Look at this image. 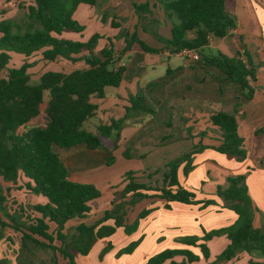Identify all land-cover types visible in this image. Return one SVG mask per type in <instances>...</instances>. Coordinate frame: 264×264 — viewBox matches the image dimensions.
Returning a JSON list of instances; mask_svg holds the SVG:
<instances>
[{"label": "trees", "instance_id": "trees-1", "mask_svg": "<svg viewBox=\"0 0 264 264\" xmlns=\"http://www.w3.org/2000/svg\"><path fill=\"white\" fill-rule=\"evenodd\" d=\"M98 2L34 0L33 4L26 7L28 22L25 31H16L17 25L11 20L0 22V42L10 51L22 54L25 58L38 54L45 62H65L78 66L71 72H46L35 82L28 73L30 64L9 69V55L0 54V73L3 74L0 78L1 228L11 227L21 231L22 248L25 251H51L54 264H59V259L64 264H77L78 256H88L99 240L111 238L120 228L125 234H132L138 223L126 224L128 208H133L145 199L158 198L164 203L165 210H172L174 204L203 210L217 207L218 212H233L237 220L228 227L211 232L201 227L202 237L192 236L193 239L181 242L185 248L166 250L150 258L146 264L199 262L209 256L205 242L220 235H226L229 239L221 260H232L241 252H253L264 259V229L254 226L257 210L248 194L245 175L228 178V187H220L212 195H204L201 189H187L179 181L180 170L184 177H188L195 168L194 156L208 148L234 157L239 162L246 160L247 151L244 139L239 135L236 116L226 112L210 116L211 124L221 134L218 146L201 143L198 148L169 163L163 176L154 184L135 182L137 178L130 172L126 187L119 199L112 203L114 207L94 224L85 223L93 207H97L96 201L101 193L92 184L72 180L70 171L53 146L71 149L84 145L88 151L99 148L115 151L128 119L139 114L156 115L145 95L137 93L128 99L129 106L125 107L122 118H112L109 123L101 122L95 131L85 126L89 120L97 117L98 103L105 99L106 88H119L125 81L127 67L119 65L121 56L134 46L145 53L159 52L146 45L137 31L123 32L120 53L116 52L112 43L98 50L102 38L99 33L86 41L72 37L79 35L82 38L86 30V26L74 18L79 6L96 7ZM162 3L167 20L172 21V29L170 38L155 32L156 41L163 44L170 54H179L184 49L195 50L206 66L217 68L228 80L240 85L247 99H253L255 88L252 82L256 80V71L248 62L246 53L236 57L203 53L211 38L224 39L237 28V18L228 12L226 0H166ZM139 10L150 13L147 3L141 5ZM112 25L118 27L115 22ZM39 118L45 123L30 126ZM200 136L205 138L206 133ZM111 139L112 148H106V143ZM112 161L113 157H110L107 165H111ZM19 180L22 184L18 190L34 192L45 198L46 203H21L18 209H12L17 213L13 215L3 205L7 203V196L1 193V187L3 182L18 185ZM11 190V187L6 186L5 193L9 194ZM1 214L8 222L1 218ZM147 215L148 212L144 211L140 216ZM17 217L24 219L25 224L19 223ZM71 221L78 225L67 228L66 224ZM135 244L125 248L121 254H131ZM112 247L109 243L107 250ZM175 257H182L183 262H175Z\"/></svg>", "mask_w": 264, "mask_h": 264}, {"label": "rangeland", "instance_id": "rangeland-1", "mask_svg": "<svg viewBox=\"0 0 264 264\" xmlns=\"http://www.w3.org/2000/svg\"><path fill=\"white\" fill-rule=\"evenodd\" d=\"M70 1V0H66ZM162 1L166 0H99L96 7L80 5L77 9L74 18L82 25L86 26L82 38L79 35H72L78 40L86 41L93 34L99 33L102 38L98 44V50L109 46L112 43L115 50L120 52L123 46V32L130 33L138 32L139 38L148 46H152L156 42L154 37L155 32H159L161 36L170 35V27L167 24V16L164 12ZM34 0H0V22L11 20L16 25L15 30L25 31L27 29V9L28 5L33 4ZM148 4L150 13L139 10L143 4ZM105 16V20L103 21ZM115 22L117 26H113ZM2 34L0 33V39ZM9 55L10 60L7 65L9 69H19L25 64H30L28 73L33 77V81H39V77L46 72H71L78 66H72L65 62L49 63L41 59L40 55H34L31 58H25L24 55L10 51L0 42V54ZM139 60V61H138ZM142 57L137 58L138 62H143ZM127 65L130 66V60L126 59ZM128 66V67H129ZM163 66H159L158 70L162 71ZM3 76L0 73V78ZM146 76V75H145ZM143 76V77H145ZM152 77L149 71L147 78ZM209 78V77H208ZM210 79V78H209ZM234 84V83H232ZM115 91L114 88H106V92L110 95ZM139 93H143L140 91ZM144 94V93H143ZM159 98L151 103V107L157 110V121H166L169 126H156L152 129V133L146 140L139 143H130L122 146L121 150L113 155L111 165H107L103 156V150L99 153L86 150L82 145L71 149H61L53 146V150L62 156V159L71 174L74 175L76 181L84 184L94 185L101 193V197L96 201L97 207H93L91 215L85 219L87 225H92L100 220L106 211L111 210L114 205L113 201L119 199V195L123 192L128 183V175L130 172L137 178L135 182L154 184L159 180L163 173L167 170V165L178 159L183 154H188L192 150L198 148L202 143L200 140L201 133H207L206 124L202 121L197 131L184 132L180 130L179 124L182 116V105L176 104L171 111L173 95L167 100L163 97L162 92L158 94ZM163 98H162V97ZM162 98V99H161ZM177 102V100H176ZM110 104L108 103L106 105ZM168 111V112H166ZM171 112V114H169ZM45 121L42 118L33 121L30 126L42 125ZM99 125V117L93 118L86 123V127L91 131H95V127ZM195 136L199 138H194ZM212 136V135H211ZM167 138V139H164ZM151 143L150 145H147ZM110 142L106 143L108 147ZM203 144V143H202ZM74 152L72 153V151ZM102 149V148H101ZM77 155L75 161L66 162V156ZM72 163V165H71ZM74 166V167H73ZM80 166V167H79ZM159 173H156L158 172ZM216 170L213 169V175H216ZM222 176L221 172H218ZM201 174L196 172L193 174L198 180ZM184 182V177L181 178ZM27 182V180H25ZM193 181V180H192ZM203 185L197 189H201L204 193H216L218 188H222L221 181L212 183L203 180ZM22 184L19 180L18 185L8 182H3L1 193L7 196L4 207L13 215L12 209H18V205L25 203L30 204H45L46 199L36 195L34 192H27L25 189L18 190ZM6 186L12 188L9 194L5 193ZM15 203V204H14ZM160 199L151 198L145 199L138 203L133 208H128L126 224L131 225L135 221L137 229L130 235L124 233L123 228L108 239L99 240L88 256H78L77 264H146L150 258L165 252L166 250L183 248L181 242L191 240L192 236H183L178 233L183 230V217H179L181 211L163 209L164 206L158 205ZM147 211L148 215L141 217V213ZM7 214V212H4ZM190 213V212H189ZM29 214V213H28ZM186 217L189 221L192 215L197 219V225L202 226L206 232L221 229L222 221L217 223V219L213 218V213L203 209L194 208L193 214L190 213ZM4 215V214H3ZM30 215V214H29ZM1 218L8 222V219L1 214ZM19 223H24V219L17 217ZM179 221L181 225L179 224ZM112 224L111 221L108 222ZM25 224V223H24ZM78 225L77 222L71 221L66 224L67 228H73ZM185 230V229H184ZM0 236V264H54L51 251H42L38 249L24 250L22 248L23 234L20 231H15L14 228H1ZM180 238L175 240L177 235ZM177 236V237H178ZM202 237V236H196ZM197 239V238H195ZM175 240V242L173 241ZM112 244V248L107 250L108 244ZM136 243V244H135ZM229 239L226 235L216 236L205 242L208 250V258H202L199 262L193 264H264V259L258 257L253 252H241L236 258L229 261L220 259L223 252L227 248ZM135 244L131 254H121V252ZM185 248V247H184ZM195 253L197 251L193 250ZM177 263L183 262L182 257L173 259ZM169 262V261H167ZM59 264H64L62 260H58ZM169 264V263H165Z\"/></svg>", "mask_w": 264, "mask_h": 264}, {"label": "crops", "instance_id": "crops-1", "mask_svg": "<svg viewBox=\"0 0 264 264\" xmlns=\"http://www.w3.org/2000/svg\"><path fill=\"white\" fill-rule=\"evenodd\" d=\"M226 6L228 12L237 18V28L224 39L211 38L203 53L207 55L222 54L228 57H236L241 53H246L248 62L256 71V80L252 82V86L255 88L253 99H247L240 85L228 80L217 68L206 66L201 60L189 61L179 54H170L163 44L156 41L152 46L150 45L151 48L159 50L156 54L145 53L138 46H134L131 51L121 56L119 65L127 67L126 79L119 88H114L115 91L110 95L105 90V99L98 103L97 117H99V124L101 122L109 123L112 118L120 119L125 115V107L129 106L128 99L130 97L143 91L150 106L155 99L159 98V95L156 94L161 91L166 100L173 95V104L169 107L171 111L176 104L183 106L182 116L177 122L180 130L184 132L197 131L200 123L204 121L208 132L205 138L200 136V140L203 145L213 147L218 146L221 134L211 124L210 116L219 112L235 115L239 135L244 139V146L247 151L246 160L239 162L234 157L220 154L208 148L194 156L195 168L188 177H184L182 170H180L179 181L183 187L196 190H198L197 185L199 187L203 185V180L212 183L221 181L222 188L226 189L228 178L245 175L248 194L257 210L254 226L258 229H264V0H226ZM166 22L172 29V21L166 20ZM170 35L163 37L170 38ZM140 57L145 60L138 62L137 58ZM126 59L130 60V66L127 65ZM160 65L163 66L162 71L158 70ZM149 71L152 73V77L145 79L148 77ZM108 101L110 104L106 105ZM155 111L158 115L157 110ZM156 115L139 114L131 117L126 121V126L121 132L117 150L106 151L99 148L92 152L99 153V150H103V156L107 162L110 157L121 150L122 146H126L129 142L137 144L149 138L155 125H171L170 121L169 123L157 121ZM97 126L94 128L95 130ZM194 138L199 137L195 136ZM108 142L110 143L106 148L111 149L112 139ZM150 144L148 142L147 145ZM82 146L85 148L84 145ZM76 156L67 155L65 157L66 162H74ZM60 157L62 159L61 155ZM213 169L216 170V175H213ZM196 172L201 174L198 180L195 176L193 179V174ZM218 172H221L222 176ZM71 176L72 180L76 181L74 175L71 174ZM182 177L185 179L184 182L181 180ZM203 194L212 195V193L206 194L204 192ZM204 195L201 197L203 198ZM158 205L160 208L164 203L160 201ZM194 208L199 207L172 205L171 212L179 210L181 211L179 217L182 219L184 216V228L178 232H181L183 236L203 235L202 226L197 225L195 216L192 215L190 221L186 218L191 215L190 213L193 214ZM217 209V207H209L205 211H211L213 218L217 219V223L222 221L221 228L236 222L237 216L233 212L229 210L218 212ZM178 225H181L180 221ZM177 236H174L176 237L175 240L180 238ZM175 240L173 241L175 242Z\"/></svg>", "mask_w": 264, "mask_h": 264}, {"label": "built area", "instance_id": "built-area-1", "mask_svg": "<svg viewBox=\"0 0 264 264\" xmlns=\"http://www.w3.org/2000/svg\"><path fill=\"white\" fill-rule=\"evenodd\" d=\"M179 55L186 58L189 61H199L201 59L200 55L195 50L184 49Z\"/></svg>", "mask_w": 264, "mask_h": 264}]
</instances>
